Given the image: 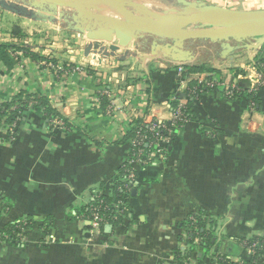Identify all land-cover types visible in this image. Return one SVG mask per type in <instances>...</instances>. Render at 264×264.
<instances>
[{"label": "crops", "instance_id": "obj_1", "mask_svg": "<svg viewBox=\"0 0 264 264\" xmlns=\"http://www.w3.org/2000/svg\"><path fill=\"white\" fill-rule=\"evenodd\" d=\"M140 1L153 10L176 4ZM187 1L264 10V0ZM4 44L15 50L10 67L0 63V103L40 97L70 130L52 129L39 106L22 111L13 140L0 124V235L13 222L28 223L23 243L0 244V264H217L216 254L245 264L253 255L244 243L264 246V87L250 129L247 98L212 91L191 101L186 94L200 75L246 89L264 42H243L221 58L219 44L196 41L187 44L194 59L176 62L152 55L150 38L127 46L93 41L58 19L34 21L0 8ZM94 44L100 48L85 50ZM201 64L202 71L186 68ZM177 102L189 105L190 118L165 160L134 168L127 217L91 235L80 210L93 195L113 196L129 152V122H169ZM198 212L210 222L208 249L192 248L182 228ZM253 264H264V247Z\"/></svg>", "mask_w": 264, "mask_h": 264}, {"label": "water", "instance_id": "obj_2", "mask_svg": "<svg viewBox=\"0 0 264 264\" xmlns=\"http://www.w3.org/2000/svg\"><path fill=\"white\" fill-rule=\"evenodd\" d=\"M0 8L34 21L58 19L93 41L115 38L127 46L150 38L152 55L176 62L194 59L187 44L196 41L219 44L221 58L243 42H264V10H227L201 1L176 0L171 7L153 10L140 0H0ZM91 48L100 46L85 50Z\"/></svg>", "mask_w": 264, "mask_h": 264}, {"label": "built area", "instance_id": "obj_3", "mask_svg": "<svg viewBox=\"0 0 264 264\" xmlns=\"http://www.w3.org/2000/svg\"><path fill=\"white\" fill-rule=\"evenodd\" d=\"M10 53H13L12 50ZM49 68H52L56 71V73L65 72L64 69L54 63L46 64ZM254 71H256L255 77H253L250 80V85L244 89L242 92L243 94H256L258 91L264 87V71H261L259 68H264L263 66H258L256 63L253 65H250ZM178 69L180 72H183L184 68L182 66H178ZM195 86L187 88L186 92L187 95L190 96L191 93H193L192 90L198 91V93L202 92V89H213L215 87H222L224 96L227 99H235L236 94H239L242 90H239L237 88H233L232 86L226 87L224 84L221 83L220 80H218L215 77H207L205 75H200L198 79L195 82ZM24 104V103H23ZM1 105V103H0ZM19 108L24 110V105L19 106ZM22 110V111H23ZM113 108L111 107L108 111V114H112ZM186 110L185 103L177 102L176 106L171 110V118L168 122V125H166L167 122H157V121H142V127L146 128L145 131H142L141 128H139L136 131V134L134 138L130 140L129 143V152L127 155L126 162L124 165L127 167L124 170L123 178L122 180L125 181V184L122 188H119V191L122 193V199L115 202L114 206L117 209L118 215H123L124 211L127 210L128 207V198L129 193L131 191V184L135 180V170L134 168L144 167L154 161L158 160H165L166 158V150L167 147L170 145L172 141L173 136V127H175L178 123H185L188 121V116L184 113ZM255 106L254 103L248 104V114L251 115V119L249 120L248 127L249 129L255 125V122L253 120V115L255 114ZM18 119L11 123L10 125L2 126L3 130L2 132L7 136V140H13L15 136V128L16 123ZM132 121H135V119H132L129 123L131 124ZM50 126L53 127L54 130H58L60 132L63 131H69L66 127V124L61 118L55 117L51 120ZM147 147L148 149H145ZM123 165V166H124ZM125 167V166H124ZM127 183V184H126ZM95 195L92 196V199ZM90 211L91 214L88 218H86V221L90 225V234L94 236H100L102 232V227L106 225H110L107 222L106 217H104L102 214L98 212V208L90 205ZM191 221H194L193 217L188 218ZM85 220V219H84ZM18 224L19 228L23 230V228L27 225V222L25 221H16L13 222V224ZM25 234H20L18 236L19 243H23L25 241ZM4 241L1 240L0 236V243ZM195 243L200 244V241L196 238ZM246 246V251L248 255H254L255 254V247L256 243H250L247 242L244 243ZM231 263H237L242 264L240 261H232L228 260L227 264Z\"/></svg>", "mask_w": 264, "mask_h": 264}, {"label": "trees", "instance_id": "obj_4", "mask_svg": "<svg viewBox=\"0 0 264 264\" xmlns=\"http://www.w3.org/2000/svg\"><path fill=\"white\" fill-rule=\"evenodd\" d=\"M13 34L16 35L15 32ZM10 49L13 50L14 46L12 47V46L7 45V44L0 45V63L5 64L8 67H10V65H11L10 51H9ZM255 63L258 66L264 67V59L257 60ZM186 68L191 72H198V71L204 70L202 64L201 65H195L192 67H186ZM259 69L261 71H264V68H259ZM195 85L196 84L194 83V84L190 85L189 87L193 88ZM192 91H193V93H191L190 96L187 95V97L191 101L198 99L202 94L212 92V91L219 92L222 95V97L226 98L224 96L222 87H215L213 89L203 88L202 92H200V93H198V91H194V90H192ZM243 91L244 90H242L239 94H236L235 99H229V100H236V99L239 100V99H242L243 97H245V98H247L248 104L254 103V106L257 107V104H258L257 94L258 93H256V94H250V93L243 94L242 93ZM186 94H187V92H186ZM18 98H19V96H17L16 99H12L10 102H4L0 105V124L4 123L5 125H10L11 123L15 122L17 119H18V121L16 124H18L22 118L21 114H22L23 109L21 110L19 108V106H21V105H24L25 107H27V106L28 107H33V106L41 107L43 109V113L45 114V118H46L49 125H50L51 120L56 117V115L53 113V110L48 106V104L44 100H42V98L36 97V96H31V95H27L25 98H23L24 100L18 99ZM176 104L177 103L173 104L172 109L176 106ZM184 113L188 116V119H189L190 118L189 105H186V110ZM62 120L66 124V127L68 128V130H70L69 124L64 119H62ZM181 124H183V123H181ZM181 124L178 123L175 127L172 128L173 129L172 140L175 139L177 131H178L179 127L181 126ZM141 125H142V121H140V120L132 121V123L128 127V132L124 137V142L130 143V140L132 138H134L136 131L139 128H141L142 131H145L146 128L145 127L143 128ZM166 125L170 126L168 124V122L166 123ZM52 129H53V127H52ZM65 132H69V131H65ZM145 149H148V148L146 147ZM167 149H168V147H167ZM124 166L121 169L120 178L114 182V194H113V196L112 197H106V196L98 193L94 196V198L91 200V203H90L91 206L98 208V212L100 214H102L104 217H106L107 222L110 225H116V224L122 223L128 214V210H126V211H124L123 215H118L117 209L114 206L116 201L121 200L123 198L122 197L123 195L119 191V188H122L123 185L125 184V181H123L122 178H123L124 170L127 166L126 165H124ZM130 196H131V193H129V198H130ZM90 205L88 207H85L82 210H80V214L82 215V217H84V218L89 217V215L91 214ZM190 217H193L194 221L187 219L182 225V228L185 231V235H186V238L188 240V244L192 248H195L198 246V247L208 249L211 245L210 240L212 238L211 237L212 236L211 228L209 227L210 222L208 223V219L206 218L205 214L201 213V212L191 214L188 218H190ZM207 224H208V227H207ZM104 227H102V230ZM26 230H28V225L25 226L23 228V230H21L19 228L18 224L11 223L3 231V234L0 235L1 240L8 242L11 246L16 247V246H18V244L15 243V241H18V236L20 234L24 235L27 232ZM196 238L200 241V244L194 243ZM247 243L248 244L256 243L255 254L253 255L252 259L248 263H245V264H253L255 262V260L257 259V254L259 252H261V250L263 249L264 246L260 242H257V241L249 240V241H247ZM214 258H215V261L217 264H227L228 259L222 254H216V257H214ZM231 264H234V263H231ZM235 264H237V263H235Z\"/></svg>", "mask_w": 264, "mask_h": 264}, {"label": "rangeland", "instance_id": "obj_5", "mask_svg": "<svg viewBox=\"0 0 264 264\" xmlns=\"http://www.w3.org/2000/svg\"><path fill=\"white\" fill-rule=\"evenodd\" d=\"M174 5V4H173Z\"/></svg>", "mask_w": 264, "mask_h": 264}]
</instances>
